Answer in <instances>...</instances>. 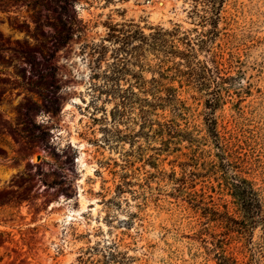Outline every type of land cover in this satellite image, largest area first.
I'll list each match as a JSON object with an SVG mask.
<instances>
[{
	"label": "rangeland",
	"instance_id": "1",
	"mask_svg": "<svg viewBox=\"0 0 264 264\" xmlns=\"http://www.w3.org/2000/svg\"><path fill=\"white\" fill-rule=\"evenodd\" d=\"M223 1L215 19L213 0H0V264H220L208 212L241 222L232 178L264 214V0ZM124 24L206 41L197 58L212 72L172 84L177 107L157 119L178 128L163 137L133 97L149 49L126 57L125 108L92 79ZM248 234L264 264V228Z\"/></svg>",
	"mask_w": 264,
	"mask_h": 264
},
{
	"label": "trees",
	"instance_id": "2",
	"mask_svg": "<svg viewBox=\"0 0 264 264\" xmlns=\"http://www.w3.org/2000/svg\"><path fill=\"white\" fill-rule=\"evenodd\" d=\"M192 1L195 4L203 2V0ZM223 2V0H213L211 3L213 4V17L215 19L220 17L218 10L221 9L218 7H221ZM194 9L192 14L199 17L196 7ZM205 18L207 17H201V19ZM150 30L151 32L146 35L141 28L133 24L110 27L108 36L115 41L114 44L116 45L112 50V63L102 77L95 75L92 79L99 80L102 78L104 83L102 90L99 89L101 94H105L109 100H118L120 104L116 105V108H121V106L125 108L126 101L130 99V96L127 92L118 89L117 86L127 71L128 58L126 57L137 59L139 56L134 55L144 51L145 48L149 49L154 59V64L150 66L152 78L149 81H145L142 77L137 78L139 93L145 94L149 99H141L139 93L133 94V97L135 96L138 100L140 111L144 110L142 104L148 103L147 106L151 114L156 118L152 121L153 133L156 137H163L167 132H172L173 129L178 128L173 121H164L163 123L160 121V119L165 120L166 117L162 115L165 112L174 113L178 104V88L172 84L177 82L180 88L183 86L198 88V85H202V80L210 75L212 69L197 58L198 49L206 45V41L200 39L202 35L197 30H194L197 38H193L190 31L182 32L180 26L171 30L162 27H155ZM96 48L100 49L98 52L99 60L105 59L109 47L102 44ZM96 48L94 50H97ZM94 87L97 86L94 85ZM159 111L162 112L161 115L158 114ZM216 137L219 138L218 135ZM190 177L189 174L184 176L188 180ZM194 177L193 174L191 182L194 181ZM232 182L231 196L242 220L239 223L230 218L228 213L220 214L210 209L209 215L215 218L216 225L214 227L222 232L221 235L223 236V239L216 235L212 236V245L220 251L218 254L220 264H262L255 260L253 241L248 242L250 228L252 231L259 224L264 228L262 202L251 182L239 178H232ZM232 224L240 228L235 230L236 227H232Z\"/></svg>",
	"mask_w": 264,
	"mask_h": 264
}]
</instances>
